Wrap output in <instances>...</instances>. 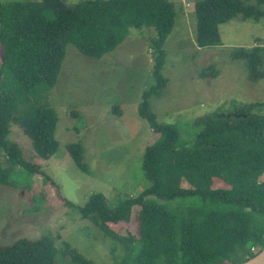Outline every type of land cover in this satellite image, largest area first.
Here are the masks:
<instances>
[{
	"label": "trees",
	"instance_id": "obj_1",
	"mask_svg": "<svg viewBox=\"0 0 264 264\" xmlns=\"http://www.w3.org/2000/svg\"><path fill=\"white\" fill-rule=\"evenodd\" d=\"M263 5L264 0H199L197 45H221L219 26L238 17L261 21ZM176 17L171 0L0 1V159L7 163L4 168L0 162V183L5 185L17 167L25 179L40 170L10 140L12 127L29 137L42 160L58 152V116L46 102L67 46L101 59L133 29L156 32L157 85L144 93L139 105L140 116L157 135L142 159L149 185L138 196L113 204L104 194L93 193L79 208L86 220L122 246L111 264H238L264 248V182L258 180L264 174V102L240 103L229 114L197 118L192 140L183 138L176 125L160 122L151 110L150 97L167 85L162 75L164 45ZM231 56L245 61L251 81L264 78V45L234 48ZM67 149L75 165L88 172L82 144ZM134 207L141 209L138 235L118 233L112 225L128 223ZM64 255L71 259L67 264H97L69 243L58 249L51 235L0 243V264H57Z\"/></svg>",
	"mask_w": 264,
	"mask_h": 264
},
{
	"label": "rangeland",
	"instance_id": "obj_2",
	"mask_svg": "<svg viewBox=\"0 0 264 264\" xmlns=\"http://www.w3.org/2000/svg\"><path fill=\"white\" fill-rule=\"evenodd\" d=\"M65 1L77 4L86 0ZM171 1L177 17L164 45L162 75L167 85L149 102L160 122L176 125L183 138L192 140V124L197 118L215 112L229 114L240 103L264 102V78L251 81L245 61L231 56L234 48L264 45V19L256 22L238 17L222 24L221 45L200 48L195 37V4L199 0ZM1 34L0 30V67ZM155 37L154 29H133L115 51L101 59L67 46L57 84L46 102L58 116V152L42 160L29 137L18 127L11 129L9 138L21 148L22 157L40 165V170L25 179L24 171L18 176L17 167V173L8 177L9 184L0 183V243L51 235L58 249L63 251L69 243L97 264H111L121 253L122 246L86 220L79 208L93 193L104 194L113 204L123 197L138 196L149 185L142 159L157 135L140 116L139 105L144 93L157 85ZM213 70L217 76L211 75ZM260 114L264 115V108ZM73 143L82 144L88 172L71 158L67 146ZM0 162L7 168L3 158ZM258 180L264 182V174ZM140 210L134 207L128 223L112 227L125 236L138 235ZM57 262L67 264L71 259L64 255Z\"/></svg>",
	"mask_w": 264,
	"mask_h": 264
},
{
	"label": "water",
	"instance_id": "obj_3",
	"mask_svg": "<svg viewBox=\"0 0 264 264\" xmlns=\"http://www.w3.org/2000/svg\"><path fill=\"white\" fill-rule=\"evenodd\" d=\"M238 264H264V248L254 257Z\"/></svg>",
	"mask_w": 264,
	"mask_h": 264
},
{
	"label": "built area",
	"instance_id": "obj_4",
	"mask_svg": "<svg viewBox=\"0 0 264 264\" xmlns=\"http://www.w3.org/2000/svg\"><path fill=\"white\" fill-rule=\"evenodd\" d=\"M252 251H254V252H255V248H252Z\"/></svg>",
	"mask_w": 264,
	"mask_h": 264
}]
</instances>
